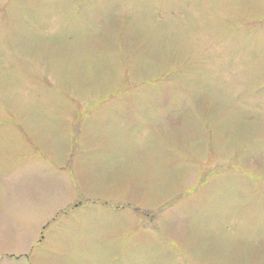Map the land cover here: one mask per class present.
<instances>
[{
	"label": "rangeland",
	"instance_id": "rangeland-1",
	"mask_svg": "<svg viewBox=\"0 0 264 264\" xmlns=\"http://www.w3.org/2000/svg\"><path fill=\"white\" fill-rule=\"evenodd\" d=\"M0 264H264V0H0Z\"/></svg>",
	"mask_w": 264,
	"mask_h": 264
}]
</instances>
